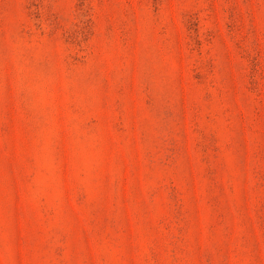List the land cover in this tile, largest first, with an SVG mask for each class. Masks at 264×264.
Here are the masks:
<instances>
[{"label":"rangeland","instance_id":"rangeland-1","mask_svg":"<svg viewBox=\"0 0 264 264\" xmlns=\"http://www.w3.org/2000/svg\"><path fill=\"white\" fill-rule=\"evenodd\" d=\"M0 264H264V0H0Z\"/></svg>","mask_w":264,"mask_h":264}]
</instances>
